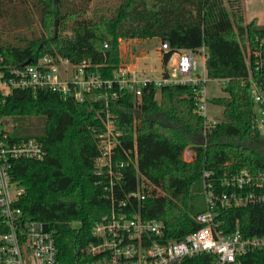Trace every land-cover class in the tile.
Instances as JSON below:
<instances>
[{
  "label": "trees",
  "instance_id": "16d2710c",
  "mask_svg": "<svg viewBox=\"0 0 264 264\" xmlns=\"http://www.w3.org/2000/svg\"><path fill=\"white\" fill-rule=\"evenodd\" d=\"M91 1L0 0V52L13 65L44 53L72 63L89 59L94 72L110 78L120 63V39L158 37L170 48L162 53L163 64L173 49L205 46L207 75L228 78L222 86L226 95L209 99L223 108L213 126L204 129L188 85L157 89L149 83L140 101L124 93L110 105L120 132L112 160L121 172L120 178L113 177L116 197L135 190L138 182L158 187L161 193L153 189L131 204L144 218L163 220L168 237L182 239L198 228L195 216L205 209L204 171L216 193L224 176L242 169L264 171V136L256 125L249 82L251 77L264 91V0L261 24L256 18L244 21L241 0H104L87 16ZM245 48L250 49L248 63ZM0 115L16 121L39 118L38 126L15 124L9 133L14 140L35 137L47 152L41 160L13 159L12 179L23 188L16 205L53 230L60 264H84L88 258L77 247L96 240L93 224L109 211L108 173L94 167L99 154L95 133L104 129L102 105L89 97L63 98L49 89H13ZM186 146L193 150L191 161L183 159ZM215 210L225 232L239 227L264 236V205H216ZM244 263L264 264V252L250 253ZM177 264H213V257L196 255Z\"/></svg>",
  "mask_w": 264,
  "mask_h": 264
},
{
  "label": "built area",
  "instance_id": "2783aa9c",
  "mask_svg": "<svg viewBox=\"0 0 264 264\" xmlns=\"http://www.w3.org/2000/svg\"><path fill=\"white\" fill-rule=\"evenodd\" d=\"M160 49L170 48L161 41ZM251 53L258 55L256 51ZM206 56L203 45L196 50L173 49L157 78L138 76L120 63L110 78H102L92 70L89 59L72 63L59 55L44 53L35 61L13 65L6 64L0 52V108L13 89L30 88L33 91L49 89L76 101L89 97L99 102L104 110L101 118L104 129L95 133L99 154L94 167L97 173L103 169L108 173L109 182L104 189L109 211L93 224L92 235L96 240L80 247L79 252L88 258L84 264H177L183 258L202 254L211 255L213 264H245L244 259L250 253L264 252V236L246 234L239 227L225 232L216 219L218 212L215 210L216 205H264V171L254 174L242 169L224 176L219 182L222 190L217 193L207 181L209 172L204 171L205 209L195 216L199 226L179 240L166 235L163 220L144 218L139 207L132 206V199L139 202L153 190L146 182H138L136 189L122 198H117L114 192L113 177L121 176L112 162L120 132L110 110L111 103L124 93H131L137 102L140 101L142 89L149 83L157 89L164 85H188L195 92L196 111L203 117L204 129L213 126L217 120L207 117L206 85L210 80L224 85L228 78L209 77ZM249 82L258 111L256 125L264 136V91L251 77ZM5 121L6 116L0 115V264H60L53 230L45 222L27 216L16 205L23 188L12 179L13 159L41 160L46 149L35 137L14 140L9 136L11 128ZM132 152L136 156L135 144ZM122 165L119 163V167Z\"/></svg>",
  "mask_w": 264,
  "mask_h": 264
},
{
  "label": "rangeland",
  "instance_id": "374dc122",
  "mask_svg": "<svg viewBox=\"0 0 264 264\" xmlns=\"http://www.w3.org/2000/svg\"><path fill=\"white\" fill-rule=\"evenodd\" d=\"M104 0H92L89 3L87 16H90L91 9L96 2H102ZM227 9L228 6L225 4ZM241 8L243 13V18L245 22H249L251 19L256 18V23L261 24L263 22V0H241ZM35 26L39 28L38 21L35 20ZM58 27V20H57ZM161 40L158 37L149 38H127L119 40V56L120 64L124 65L131 70H134L138 76L140 75H150L152 78H157L163 67L162 63V53L163 50L160 49ZM244 55L246 62H249L250 49L245 48ZM223 85L220 82H215L210 80L206 85V97L208 103L207 117L219 120L222 118V106L216 105L209 101L212 97H218L226 95L223 92ZM155 98L160 99V91L155 93ZM254 114H256V120L258 117L257 105L254 104ZM39 118H23L21 120H14L13 117L7 116L5 124L12 128L15 124L26 125L31 127V125L38 126ZM193 150L190 146H186L183 151V159L185 161H191L193 158ZM147 183V182H146ZM149 189L156 190V194L161 193L158 187L147 183Z\"/></svg>",
  "mask_w": 264,
  "mask_h": 264
},
{
  "label": "water",
  "instance_id": "95a60500",
  "mask_svg": "<svg viewBox=\"0 0 264 264\" xmlns=\"http://www.w3.org/2000/svg\"><path fill=\"white\" fill-rule=\"evenodd\" d=\"M54 1V4L56 5L57 4V0H53ZM57 33V19L54 20V36L56 35ZM31 59H27L25 62H29ZM80 250V247H77V253L79 252Z\"/></svg>",
  "mask_w": 264,
  "mask_h": 264
}]
</instances>
